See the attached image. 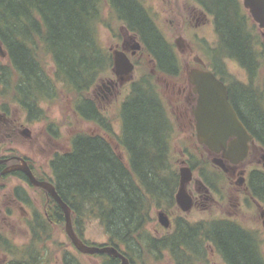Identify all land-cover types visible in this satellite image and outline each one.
Instances as JSON below:
<instances>
[{
  "label": "trees",
  "instance_id": "trees-1",
  "mask_svg": "<svg viewBox=\"0 0 264 264\" xmlns=\"http://www.w3.org/2000/svg\"><path fill=\"white\" fill-rule=\"evenodd\" d=\"M190 1L212 18L217 45L208 49L210 67L227 77L234 110L264 147V75L261 87L255 86L259 71L264 72V41L257 25L240 0ZM102 28L118 38L123 32L135 38L153 69L131 83L129 94L118 105L117 134L91 94L100 76L113 69L112 54L101 43ZM0 45L6 61L0 62V98L7 99L0 104L2 111L15 105L27 122L44 121L42 105L57 99L60 90L70 98L74 114L101 132L72 135L68 149L54 153L48 161L49 175L36 176L53 184L70 208L74 231L85 244L114 246L129 264L156 263L163 254L173 264H199V253L205 251L200 247L203 238L226 264H264L255 233L226 220L178 222L175 231L162 238L153 237L148 229L150 223H157L153 210L161 209L163 199H174L180 160L172 150L178 138L176 121L152 72L179 79L182 69L174 43L140 0H0ZM226 59L245 70L247 83L222 71ZM46 131L57 134L53 123ZM189 157L191 169L200 166L204 180L208 161ZM251 180L253 194L264 203V175L253 173ZM45 196L49 210L46 215L31 213L26 244L17 245L0 233V251L9 257L6 264H46L55 254L61 264H86L65 245L54 244L55 251L48 253L51 226L62 225L64 216L57 203ZM91 220L102 226L107 243L83 239ZM95 256L100 264H120L106 254Z\"/></svg>",
  "mask_w": 264,
  "mask_h": 264
},
{
  "label": "rangeland",
  "instance_id": "rangeland-1",
  "mask_svg": "<svg viewBox=\"0 0 264 264\" xmlns=\"http://www.w3.org/2000/svg\"><path fill=\"white\" fill-rule=\"evenodd\" d=\"M145 8H147L151 15H153L155 21L163 31L164 35L172 43L178 37H181L183 41V48L177 50L179 59L181 62V77L179 79H166L162 75L153 73V81L159 84L162 91V95L169 106V111L172 117L178 114L176 110L175 102L178 98V84L186 83L188 77V70L193 66V58L199 57L203 61H207V55L211 60V53L209 50L217 45V35L213 30L212 25L206 26H195L194 21L191 18L189 12V5L186 0H140ZM186 8H188L186 10ZM259 30V29H258ZM264 33L263 31H260ZM124 32L121 33V38L116 37L110 29H101V43L103 46L113 52L119 46L124 43ZM264 41V36H261ZM206 50V55L205 51ZM6 62L4 58L0 57V62ZM137 62L133 73L131 74V80L125 81L122 85L118 86L115 91L110 95L107 89L103 85H107L106 81L114 77L112 69L107 73L102 74L95 83L91 90V94L94 95L99 101V106L102 112L110 119L114 132L117 134L119 131V120L117 116L118 105L127 97L130 92V81L139 80L143 74L149 73L152 69L151 61L148 57L143 55H137L135 58ZM47 71L51 74L53 71L51 62L46 59ZM205 64V63H204ZM225 73L230 75L232 79L245 82L248 81V75L245 70L241 68L235 61L231 59L225 60ZM259 81L255 83L256 87H261L263 81L264 72L259 71ZM168 84L166 87L165 85ZM174 85V86H173ZM7 103V99L0 98V104ZM175 105V107H174ZM42 109L45 112L46 120L38 122H27L25 116L15 105L7 107V112L2 111L0 108V114L6 115L8 118L16 121L18 124H22L14 136H8L7 133L2 134L0 132V154L2 155H18L25 157L30 164L33 166L34 171L37 175H49L48 161L52 155L56 152L66 151L69 147V141L72 135L77 132L101 134L99 129L92 123L85 122L78 118L73 110L70 103V98L64 92L58 91L57 99L53 102H49L42 105ZM176 119V117H175ZM53 123L57 134L52 136L46 131V126ZM187 126L178 116L176 119L177 136L174 145L172 146L173 153L175 156L178 154L181 160L190 159V155L193 156V160L206 161L207 157L204 150L201 147L194 146L195 141L191 138ZM27 128L30 131V137L26 138L19 131ZM184 155H181L183 154ZM202 155V156H201ZM259 159V157H255ZM208 161V160H207ZM248 159L244 162L245 166H250ZM252 163L257 164V161ZM243 164V163H242ZM182 165H176L178 170ZM255 168L256 166L253 165ZM195 177L198 176L196 172L193 174ZM197 175V176H196ZM5 192L11 194L13 187L21 186L28 191V194L34 199H31L30 209L27 210L28 215H21L18 209L12 207L10 199H5L1 203L0 207L7 213L8 217L5 220H0V233L11 239L17 245H24L29 241L30 232L27 226V221L31 218L32 212H38L42 215H46V211L49 210L50 204L48 198L44 192L38 188L31 187L25 182L16 179L15 177H6L5 180ZM218 203H212L207 210L204 212L193 210L189 213L187 218L192 221L201 219L218 218L221 213L228 211L230 214H234V207H231L228 202L222 204L220 199H216ZM209 205V204H208ZM241 208L235 212L233 216L236 221L242 224L244 227L257 231L256 233L260 236L262 241V250L264 252V230L261 225V221L258 215L257 208L252 203H244L240 206ZM26 211L25 207H22ZM30 213V214H29ZM153 216L156 219V215ZM72 221V219H71ZM72 227L74 230L73 222ZM54 224L51 226V240L46 244L48 253L55 251L54 244H58V247L65 245V248L75 255H77L81 261L86 264H100V258L95 255H84L74 249L65 232V220L63 223ZM156 228L155 223H150L148 229ZM163 234L161 230L159 235ZM83 239L86 242L94 244L107 243L108 239L105 235L102 226L95 220H91L86 223L83 231ZM0 251V264H6L9 257L3 255ZM46 264H61L58 255H54L52 260ZM152 264H173L171 259L167 255H163L159 262ZM212 264H222L218 258H215Z\"/></svg>",
  "mask_w": 264,
  "mask_h": 264
},
{
  "label": "flooded vegetation",
  "instance_id": "flooded-vegetation-1",
  "mask_svg": "<svg viewBox=\"0 0 264 264\" xmlns=\"http://www.w3.org/2000/svg\"><path fill=\"white\" fill-rule=\"evenodd\" d=\"M185 2L190 4L189 12L191 14L192 20L194 21L195 26H206V25L213 26L212 18L202 8H200L190 0H186ZM187 9L188 8H186V10ZM123 39H124V43L122 46H119V50H122L126 53L127 57L134 64L135 67L137 63L135 61V58L137 57V55L139 56L143 54L141 52H136L135 54H133L132 46H133L134 38L130 34L124 33ZM116 50L118 49L116 48ZM193 61L194 64L191 68L210 70L211 72H213V74H215V76L226 85L229 96V90H228L229 84L227 83V77L222 76L223 75L222 72L221 74L216 72L215 70H213V68L208 66V62L203 61L199 57H194ZM222 71L225 72L226 68L224 69L222 68ZM106 82L107 85L106 86L103 85V87L107 89V92L110 95L113 93V91H115V89L118 86L122 85V83L119 82V80L115 76L107 80ZM132 82L133 80L130 81V83ZM242 83L245 84V82ZM167 85L168 84H166L165 87ZM176 86H179L178 89L180 90H178L177 92L179 99L175 102L176 110H178V114L175 115V117L177 119L178 116L187 125L185 126L186 127L185 129L188 128L191 138L195 141L194 146L201 147L204 150L205 152L204 155H206L207 157L206 161L208 160L207 166L203 168L204 169L203 175H205L206 177H204L203 180L202 177L199 175V170L201 168L200 166L195 169L193 168L191 169L187 160L180 159L179 164H181L182 166L183 165L188 166L192 171V179L185 186V190L187 194L190 196L192 207L190 208L189 211L184 212L180 209V207L176 203L175 196L180 186V178H178V185L175 189V194L173 195L174 199H169L170 201L163 199L162 200L163 202H161V209L153 210L155 215H157L158 213H162L164 214V216H166V218L169 221V227H163L159 225L157 222L155 224L156 228H152L149 230L150 233L155 238H162L165 235H169L173 233L175 231L178 222L196 224L202 221L203 223L208 224L213 220L220 219L235 223L238 226H242L246 230L253 231V233H255V235L257 236L258 242L260 243V247L262 248V241L260 239V236L258 235L259 233L257 234L256 233L257 231L244 227L242 224L236 221L233 216L236 214L235 212H237L241 208L240 206L244 205V203H248V202L252 203L257 208L261 225L264 230V203L258 200L259 198L256 197L257 195H254L255 191L253 189L252 180H251V176L253 175V173H260L264 175V147L258 141L252 138V141L250 142L249 145V152L247 158L243 162L235 165L230 163L228 159L222 158L221 152L214 153L205 146L198 144L196 141L195 119L193 116V110L196 107L198 96L193 91V87L188 82V78L186 83L178 84ZM22 126H23L22 124H18L16 121L8 118L6 115L0 114V132L2 134H5L6 132L8 136H14L16 134V131ZM26 129L27 128H24L23 130L19 131V133H21L24 136V131ZM29 137H30V131H29ZM181 155H184V152ZM255 157H259V159ZM219 158H222L226 170H223L222 168H220L219 166L213 163L214 159H219ZM18 159L25 160L27 162V165L29 166L35 177L37 176L39 178V176H41V175H37V173L34 171L33 166L25 157H20L18 155H13L11 153L8 155L0 154V174L6 167L18 164L19 163ZM248 159L252 161H249L250 166L247 167L245 166L246 164H244V162L247 161ZM253 161H257V164L252 163ZM253 165H255L256 168ZM194 172L198 174V176L196 175L197 177L193 175ZM20 175L26 177L19 170H14L8 174L0 175V205L5 201V199H10L9 204L12 207L18 209L21 212V215H28L27 210L30 209V206L28 205L31 204L30 203L31 199H34L32 196L28 194V191L25 188L17 185L13 187L11 194H7L5 192L6 184L4 180L6 177H15L16 179H20V181H23L27 185L33 187L29 183L27 178L26 179L28 182L20 178ZM179 175L180 174L178 173V176ZM241 178H243V180H240ZM42 191L45 192L44 190ZM45 194L49 195L46 192ZM216 199H220L222 204H224L225 202L228 203L230 202L229 205L231 207H234V214H230L228 211H226L225 213L222 212L221 216L218 218L201 219L196 221H192L187 218L189 213L193 210L205 212L207 210V207H209L212 203H218L219 200L217 201ZM27 202H29V204ZM22 207H25L26 211L23 210ZM7 217H8L7 213L0 207V220H5ZM161 230L163 231V234L159 235V232ZM203 232H208V230L205 229ZM200 241L201 242L203 241L200 247H203L205 251L199 253V260L201 261L199 262V264H212L215 258H218L222 264H226V262L220 256V254L215 250L212 243H208V240L204 241L203 238H200ZM262 253L264 258L263 250Z\"/></svg>",
  "mask_w": 264,
  "mask_h": 264
},
{
  "label": "water",
  "instance_id": "water-1",
  "mask_svg": "<svg viewBox=\"0 0 264 264\" xmlns=\"http://www.w3.org/2000/svg\"><path fill=\"white\" fill-rule=\"evenodd\" d=\"M243 7L248 11L253 22L260 30L264 29V0H241ZM177 49L183 48L181 37L175 40ZM133 54L140 51L141 45L133 40ZM0 57H5V52L0 45ZM134 65L122 50L113 51V73L124 82L131 78ZM188 81L193 86V91L198 95L196 108L193 110L195 119L196 139L214 153H222V158L228 159L232 164H239L245 160L249 152L252 136L243 122L238 117L233 106L228 101L226 86L219 81L210 71L191 68L188 71ZM24 136L29 137V131H24ZM222 158L214 159L213 163L225 169ZM19 163L6 167L0 175L8 174L14 170L21 171L29 183L44 190L61 208L65 220V232L73 247L81 254L96 255L106 254L120 260V264H129L128 259L114 246H98L85 244L75 233L72 227L71 211L66 203L57 194L53 184L49 181L37 179L25 160L18 159ZM180 187L176 193V203L180 209L187 212L192 207L190 196L185 186L192 179V171L187 166L179 169ZM240 180H243L241 178ZM158 222L169 226V221L162 213H158Z\"/></svg>",
  "mask_w": 264,
  "mask_h": 264
}]
</instances>
